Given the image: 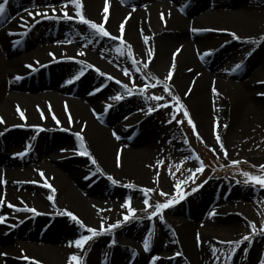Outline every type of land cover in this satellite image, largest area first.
<instances>
[{"label": "bare ground", "instance_id": "bare-ground-1", "mask_svg": "<svg viewBox=\"0 0 264 264\" xmlns=\"http://www.w3.org/2000/svg\"><path fill=\"white\" fill-rule=\"evenodd\" d=\"M53 2L9 0L0 17V118L5 122L0 124V198L4 200L0 215L8 218L0 223V253L6 254L0 255V264H31L23 259L25 255L39 264H68L72 254L80 255L84 264H151L143 246L149 233L151 251L162 255L159 264H217L213 248L222 238L219 232L236 235L246 219L244 213L229 206L233 188L216 191L215 184L209 183L201 196L191 197L185 208L176 209L174 214L186 219L170 213L153 228L143 219H133L120 233L104 234L83 251L70 247L69 242L85 229L61 213L71 211L86 226L97 229L102 220L105 227L122 221L126 210L121 205L126 198H131L134 208L143 203L139 189L167 187L166 177L160 174L156 182V162L171 153L187 152L175 133L163 123H155L163 108L148 113V103L137 88L150 83L137 78L135 88L134 78L126 80V52L138 56L143 65L149 63L147 70L154 83L164 81L173 71L168 83L174 96L181 98L200 137L210 144L219 147L214 138L218 131L226 150L234 151L264 128V96L258 95L264 93V83H260L264 81V0H108L107 21L105 0H82L84 16L104 23L124 43L100 36L93 42L82 40L76 32L93 30L75 19L62 22L28 15L49 13L46 6ZM69 6V15L74 16L75 8ZM16 10L23 14L13 18ZM231 33L240 39H233ZM249 40L257 43H247ZM102 45H108L117 56L104 58ZM177 49L181 51L177 53ZM237 63L242 67L232 71ZM81 69L84 75L80 79L66 83ZM116 80L128 84L134 94L127 95ZM96 88L101 91L90 94ZM117 94L125 98L111 99ZM109 104L112 107L105 110ZM16 126L31 131L14 145L21 134L6 132ZM82 142L102 171L79 154ZM17 147L27 154L17 156ZM45 182L55 193L44 187ZM128 184L134 188L126 187ZM49 195L54 199L49 200ZM8 203L20 210L7 207ZM213 210L216 214L210 216ZM10 240L11 244L4 245ZM244 257L247 264L264 260L254 249ZM242 260L232 264H242Z\"/></svg>", "mask_w": 264, "mask_h": 264}, {"label": "rangeland", "instance_id": "rangeland-1", "mask_svg": "<svg viewBox=\"0 0 264 264\" xmlns=\"http://www.w3.org/2000/svg\"><path fill=\"white\" fill-rule=\"evenodd\" d=\"M1 1V0H0ZM9 1V0H8ZM54 1L53 5L57 8L56 13L54 14L57 17H60L63 15V13L60 11V7L62 4V0H51ZM24 7H21L20 9H23ZM68 13H70V6L65 9ZM22 10H16L15 15L13 18L18 17L22 15ZM53 14L51 11L48 13ZM62 22H66L65 20L61 19ZM3 25V24H2ZM1 27V26H0ZM79 30V29H78ZM80 31V30H79ZM76 32V35L78 38L82 40H90V42L96 41L97 36L94 32ZM99 37V36H98ZM106 38V37H104ZM107 39V38H106ZM103 47H100V51L103 53L104 58H109L112 55L117 53L113 49H109L108 45H102ZM23 49L21 53L27 52V49ZM19 53V54H21ZM129 53V52H126ZM133 59L137 61L136 64H133ZM124 61L126 62L127 68L129 70L130 76H126V80H130V78H134V82H132V87L135 88L138 87V85L135 83L136 79H145L150 84L154 83V78L151 76V74L148 72L147 69L144 68L141 59L138 56H135L132 54V56H129L128 54L124 58ZM61 64V63H59ZM123 67V66H122ZM120 66V68L122 69ZM59 68V67H58ZM125 68L123 67V70ZM139 69V71H137ZM215 69V68H214ZM75 73V72H74ZM77 75L79 72H76ZM138 76V77H137ZM172 90V88H171ZM144 100L148 103L149 107H155L157 105V101L146 99V97H151L153 95L157 96H164L165 100L160 101L159 103H165L166 101L169 103V107L163 108V113L158 116L155 120V123H163L165 127L171 131L172 133H175L178 139H181L183 141V144L185 148L187 149L186 153H171L166 158L162 159L164 161V164L162 166H156L157 172L166 177V184L167 187H163L159 185L156 187V191L150 194V203L152 205H155L157 202H165L166 199L171 198L172 195H174V189L173 185L177 181H184L187 180L189 176L192 175V173L189 171L194 170L196 167L199 166V162L196 160V157L199 156L200 160L204 162L205 169L203 173H196L195 174V183L192 182V180H187V183L182 185V191L185 192H191L192 188L197 187L198 185H203L199 188V190L191 195H188L186 199L183 201H180L179 203H176L173 207L167 209L164 211L163 215H169L170 213L174 215V217H182L186 219L185 217L174 214L176 209H183L186 206L184 204H188V201L191 199V197L195 195H200L207 191L208 188L206 187L209 183H214L217 190L221 189H231L233 188L234 193L230 196L229 200V206L231 209L237 210L244 213V216H246V219L243 221V227L240 228L241 230L236 231V235H225L221 231L219 232V236L222 237L221 240L217 243L215 249L216 252L213 253L214 260L217 264H232L236 262V260H242V264H247L246 257H244V253H249L254 249L257 254H261V257L264 256V234L260 233V229L264 227V189H260L259 187H256L253 189L250 185H245L243 183L245 177L241 175L242 172H250L254 175H260L261 171L259 167H253L259 166L264 164V128H260L255 131L251 136L252 138L249 139L246 142H243V146L239 147L238 149L234 151L227 150L228 156L225 158L223 153L219 150V147H216L212 144H210L206 139H197L196 133L193 132L192 126L187 123V118L183 116L182 111L176 112V118L183 121L182 124H177L174 120L171 124L168 123L169 120L172 119V116L174 114V109L171 106L174 101L172 100V96H169L168 93H165L163 91V88L160 86L157 87H149L145 92L141 93ZM172 95L173 90H172ZM134 113V111H132ZM132 116V115H131ZM191 117V116H190ZM192 119V118H191ZM193 121V120H192ZM194 123V122H193ZM30 129L22 127V126H16L14 129H10L7 131V135L9 133H17L21 134V140H17L14 142V145H17L18 143H21L27 135L30 133ZM197 132V130H196ZM198 133V132H197ZM187 141V143L185 142ZM212 149H215L213 151ZM21 147H17L15 149V153H20ZM186 157H189V159H185ZM233 160H239L241 163L239 165H233ZM245 161H247L245 163ZM183 162V163H181ZM179 166V170H177ZM169 170L173 173H175L174 176L169 175ZM204 181H207V183H204ZM237 181H240V183H237ZM215 189V188H214ZM213 189V190H214ZM163 190L165 193H169L168 197L160 196L159 192ZM212 190V191H213ZM144 204L134 207L136 209V218L135 219H143V223H149L150 228L154 227V223H157L159 221L158 218H153L152 220L148 219V213L143 211ZM149 212L152 211V209L148 210ZM170 214V215H171ZM141 221V222H142ZM249 222H254L256 224V234L252 235L251 242H246L244 245H241L239 249H237L236 253L234 255H231V259H229L230 250L232 245H229L227 243H221L222 241H236L241 239L244 235H249L252 233V229L250 227ZM132 223V220L123 223L121 227L113 230L111 233L106 234H112V233H120V230L124 227L130 226ZM87 233L83 231L81 235H86ZM101 237V236H100ZM100 237L95 238L91 242H95V240H99ZM26 244L28 243L25 242ZM106 245L109 243V239L107 238L105 240ZM11 244V240L6 242L4 245ZM30 244V242L28 243ZM247 248V251L245 252L244 249ZM143 254V253H141ZM150 254V262L152 261L153 256H157L160 259L156 261V264H159L160 260L162 259V255L157 254L155 251H149ZM261 264V263H259Z\"/></svg>", "mask_w": 264, "mask_h": 264}, {"label": "snow or ice", "instance_id": "snow-or-ice-1", "mask_svg": "<svg viewBox=\"0 0 264 264\" xmlns=\"http://www.w3.org/2000/svg\"><path fill=\"white\" fill-rule=\"evenodd\" d=\"M8 3V0H3V2H0V17H3L5 15V11H6V4ZM69 4H71L74 8H75V15H69V13L65 10L67 9V7L69 6ZM48 8V10H50L53 15H49L48 14V11H37L35 13L33 12H28V15L29 16H32L33 18H35V16H40V17H43L45 19H63V20H77L78 23L80 24H83V25H86L88 26V28L92 29L93 32L100 36V37H108L112 40H117V39H121V37H117V36H112L105 28L104 26V23H96L90 19H87L84 14H83V11H82V0H62V4H61V7H60V11L63 13L62 16L60 17H57L55 16L54 14L56 13L57 11V8L53 5H47L46 6ZM108 12H109V5H108V0H105V7H104V20L107 21L108 20ZM37 23L39 21H36ZM121 33H123L124 31V24L122 23L121 24ZM193 32H196V31H200L198 29H192ZM233 39H237L239 40L240 37L237 36L235 33H231ZM148 37L145 36L144 37V40L145 42L147 43L148 42ZM121 42L124 43V41L121 39ZM247 43H251V44H256L257 41L256 40H249V41H246ZM16 43H19V41H16ZM129 49L131 48V45H128ZM181 51V49H177V53H179ZM117 52L123 54L122 50L117 48ZM211 53H205V55H210ZM252 53L249 52L248 55L250 56ZM52 55V54H50ZM79 55L83 56L85 55L84 52H80ZM129 56H132V53L131 51H129L128 53ZM153 55V53L150 51L149 52V56L151 57ZM175 56V54H174ZM38 63V62H37ZM83 63V62H81ZM133 64H136L137 61H135L133 59L132 61ZM144 68L147 69L149 67V63L148 62H145L144 63ZM27 67L29 68H32L33 66L32 65H28ZM86 67H92L91 65H87ZM242 67V64L240 63H237L235 65V67L232 69V71H237L239 70L240 68ZM175 68V63L173 62V65H172V69L174 70ZM96 71L101 75V76H104L105 73L103 72H100L99 69H96ZM137 71H139V69H137ZM191 71V70H190ZM124 72V75L125 76H130V73H129V70L128 69H124L123 70ZM84 75V70L81 69V71L79 72L78 75L74 76L72 79L68 80L66 83H74L76 80L80 79L82 76ZM172 76H173V71H169L168 73V76L165 78L164 81H161L159 79L156 80V83L155 84H145L142 88H137V92L139 93H143L145 92L149 87H157V86H160L163 88V91L165 93H168L169 96H172V100L174 101V103L171 105L174 109V114L172 116V119L168 121L169 124H171L173 122V120L177 123V124H182L183 121L179 120L176 118V115L175 113L176 112H180L182 111L183 113V116L185 118H187V123L189 125L192 126V129H193V132L196 133L197 135V139H201L202 138L200 137L199 133L196 132V125L193 123L191 117H190V113L187 109V107L181 102V98L179 96H174L172 95V90H171V86H170V83H168L169 81H171L172 79ZM109 80H112L114 79L113 77L111 76H108L107 77ZM16 79H21V77L17 76ZM117 84H121V86L125 89L127 95L131 96L133 95V89L130 88L128 86V84H122L121 81L119 80H116L115 81ZM260 83H264V81H261ZM103 87V86H102ZM135 87V85H134ZM101 91V88H96L92 93V95H94L96 92H99ZM190 91L189 90V93H186L187 94H190ZM213 92H216L215 88H213ZM258 95H262L264 96V93H259ZM125 97L120 95V94H117L116 96L114 97H111V99L113 100H116V101H120V100H123ZM146 99H151V100H154V101H157V105L155 107H149L148 108V113L151 114L153 111H157L161 108H167L169 107V103L166 101L165 103H159L160 101L162 100H165V97L164 96H157V95H153L151 97H146ZM112 105H107L106 106V109L107 108H111ZM17 111H20L19 110V107L17 108ZM20 115L23 117L24 113L23 112H20ZM41 117L43 118V112H41ZM54 120H56V117L55 115H53L52 117ZM69 121L71 122V116L69 115ZM5 123L3 118H0V124H3ZM57 123L59 124V121L57 120ZM216 125L219 126V121L217 120L216 121ZM222 127L224 128H227V125H222ZM40 131H43V129H39ZM0 135H2V133H0ZM76 137L78 139H80L81 141H83V137L81 136L80 133H75ZM113 135L116 136V139H120L119 136L116 135L115 132H113ZM214 138H215V141L216 143L218 144L219 146V150L223 153V155L225 156V158H227L228 156V153H227V150L225 148V145H224V142L221 138V136L219 135V132L216 131L215 132V135H214ZM187 143V141H185ZM79 148L80 149H83V151H80L79 154L80 155H84V156H87L89 159H90V162L92 165H96L97 166V171L100 172L102 171L98 164H97V161L96 159L92 156L91 152H89L87 150V147L86 145L82 142L80 145H79ZM213 151H215V149H212ZM27 154V152H22V153H17L16 155L17 156H20V157H23ZM185 159H189V157H186ZM196 160L199 162V166L196 167L194 170H189L192 175L189 176L187 178V180H192L193 183H195V174L196 173H203L204 169H205V165H204V162L202 160H200L199 156L196 157ZM247 161H245L246 163ZM157 166H162L164 164V161L162 160H158L157 162ZM183 163V162H181ZM241 162L239 160H233L232 161V164L233 165H239ZM117 166L119 167L120 166V163H119V156H117ZM253 167H259L260 171H261V174L260 175H254L250 172H242L241 175H243L245 177L243 183L245 185H250L253 187V189H255L256 187H259L260 189H264V164L262 165H259V166H253ZM177 170H179V166L177 168ZM40 175L43 177L44 176V173L41 171L40 172ZM169 175H172L174 176L175 173L171 172L169 170ZM108 179L113 183V184H116L117 181L109 176ZM159 180V173H157V181L158 182ZM187 180H184V181H177L174 185H173V189H174V195H172L171 198H168L166 199L165 202L161 203V202H157L155 205H152L150 203V194L155 192L156 189L155 188H141L139 189V191H141L143 193V196H144V199H143V204H144V209L143 211H145L146 213H148V219L149 220H152L153 218H158L161 222H164V211L173 207L176 203H179L180 201H183L184 199L187 198L188 195H191L195 192H197L199 190L200 187H202L203 185H198L197 187H194L192 188L191 192H185V191H182V185L187 183ZM6 183V182H5ZM204 183H207V181H204ZM237 183H240V181H237ZM44 187L46 188H49L51 189L52 193H55L56 189L53 188L50 184L46 183L44 184ZM126 187L128 188H134V185L133 184H128L126 185ZM159 195L160 196H164V197H168L169 196V193H165L163 190H161L159 192ZM48 199L49 200H53L54 197L52 195H49L48 196ZM4 204V200L2 198H0V206H3ZM7 207L9 208H14L16 209L17 211H19L20 209H17L15 205L11 204V203H8L7 204ZM121 207L123 209L126 210V214L123 215V220L122 221H117L115 223H111V224H108L106 227H105V224L103 222V220L101 221V224H100V227L99 229L97 228H93V227H89V226H86L82 220H80L75 214H73L71 211H68V210H65L63 213H61L62 215H65L67 217H69L72 221H74L80 228H84L85 229V232L87 233L86 235H81L79 236V238H77L75 241H71L69 242V246H75L77 249H81L82 251L85 249V246L89 244L90 241L94 240L95 238L97 237H100L106 233H111L113 230L119 228L122 226L123 223H127L133 219L136 218V209L132 207L131 205V198H126L124 203L121 205ZM149 209H152V211H148ZM23 211H26V212H32L36 215H39L40 213L37 212L36 209L34 208H24ZM103 211V210H102ZM216 213H215V210H213L212 212L209 213L210 216H214ZM7 216L5 215H0V223H6L7 222ZM22 223V221H21ZM250 224V227L252 229V233L249 234V235H244L241 239L239 240H236V241H222L221 243H227L229 245H232L231 247V250H230V255H229V259H231V255H234L237 251V249H239L241 247V245H244L246 242H251V238H252V235L256 234V224L254 222H249ZM13 227H15V225H13ZM260 233L261 234H264V227H262L260 229ZM151 236V233H149V237ZM149 237H145L144 239V242H143V246H144V250L147 252V251H150V241H149ZM197 241L199 242L200 241V237L199 235H197ZM111 243L114 245L116 243V241L113 239L111 241ZM244 251L246 252L247 251V248L244 249ZM216 252V249L213 248V253ZM0 255H6V254H3V253H0ZM176 255H181V253H177ZM23 259L25 260H28L31 262V264H39V261H33L32 258L28 257V256H23ZM160 259L159 257L157 256H153L152 257V261H151V264H156V261ZM68 264H84L83 262V259L80 255H77V254H72L68 257ZM261 264H264V260L261 261Z\"/></svg>", "mask_w": 264, "mask_h": 264}]
</instances>
